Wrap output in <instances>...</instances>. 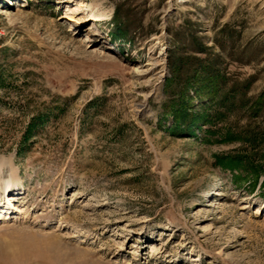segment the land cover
<instances>
[{
	"label": "rangeland",
	"instance_id": "374dc122",
	"mask_svg": "<svg viewBox=\"0 0 264 264\" xmlns=\"http://www.w3.org/2000/svg\"><path fill=\"white\" fill-rule=\"evenodd\" d=\"M0 31V264H264V0H0Z\"/></svg>",
	"mask_w": 264,
	"mask_h": 264
},
{
	"label": "bare ground",
	"instance_id": "6f19581e",
	"mask_svg": "<svg viewBox=\"0 0 264 264\" xmlns=\"http://www.w3.org/2000/svg\"><path fill=\"white\" fill-rule=\"evenodd\" d=\"M80 10L79 8H74L73 12L75 13L76 11ZM3 12V11H2ZM73 14V13H72ZM86 19L87 20H94L95 19V16L92 15L91 13H87L86 14ZM85 19V20H86ZM70 20H73L72 17H70ZM84 20V21H85ZM17 196H20L19 194H16ZM16 195H8V202H9V207H6V206H2L0 207V221H8L12 218L13 215H15L17 213V208L15 207L14 205V200H15V196ZM154 249V248H153Z\"/></svg>",
	"mask_w": 264,
	"mask_h": 264
},
{
	"label": "trees",
	"instance_id": "16d2710c",
	"mask_svg": "<svg viewBox=\"0 0 264 264\" xmlns=\"http://www.w3.org/2000/svg\"><path fill=\"white\" fill-rule=\"evenodd\" d=\"M208 73V76H209V78L210 77H212L213 78V80L215 79V77H219V75L218 74H215L214 72H207ZM219 79H220V77H219ZM212 82V79L209 81V84L208 83H206L205 85H206V87H209V88H211V89H213L214 87H213V85L212 84H210ZM192 83V82H191ZM184 91V90H183ZM211 92H213L214 93V90H210ZM196 94H197V92H196ZM183 108V107H182ZM191 113V112H190ZM184 123H186V121L184 122ZM183 122H180V119L179 120H177V122H176V124L175 125H183L184 124ZM39 124H41V117L40 118H38L37 120H33L32 122H31V124H30V126H29V128H28V134H27V136L25 137V139L27 140V139H29L30 137H33V135L35 134V131L37 130V128H38V126H39ZM264 186V181H263V184H262V187Z\"/></svg>",
	"mask_w": 264,
	"mask_h": 264
},
{
	"label": "built area",
	"instance_id": "2783aa9c",
	"mask_svg": "<svg viewBox=\"0 0 264 264\" xmlns=\"http://www.w3.org/2000/svg\"><path fill=\"white\" fill-rule=\"evenodd\" d=\"M2 35H3V33L0 31V39H1Z\"/></svg>",
	"mask_w": 264,
	"mask_h": 264
}]
</instances>
